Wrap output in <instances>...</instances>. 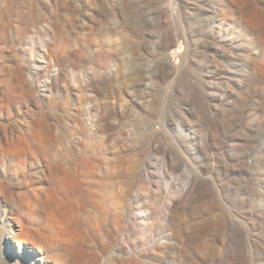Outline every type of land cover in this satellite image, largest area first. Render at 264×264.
I'll return each mask as SVG.
<instances>
[{"label":"rangeland","instance_id":"1","mask_svg":"<svg viewBox=\"0 0 264 264\" xmlns=\"http://www.w3.org/2000/svg\"><path fill=\"white\" fill-rule=\"evenodd\" d=\"M59 1L43 25L36 0H24L31 27L6 22L16 40L67 54L71 74L63 75L77 89L27 102L25 111L40 113L32 138L41 148L21 168L12 161L14 172L45 167L61 190L63 234L46 253L60 264H264V0L127 2L137 7L133 26L109 39L99 36L105 27L68 22L72 0ZM19 11L9 15L21 19ZM177 37L181 58L163 73L158 46ZM95 39L106 44L101 58L87 46ZM50 52L54 67L43 77L60 71ZM22 55L13 51L11 68H26ZM88 67L94 83L101 79L100 111L89 96L96 90L80 87Z\"/></svg>","mask_w":264,"mask_h":264},{"label":"bare ground","instance_id":"2","mask_svg":"<svg viewBox=\"0 0 264 264\" xmlns=\"http://www.w3.org/2000/svg\"><path fill=\"white\" fill-rule=\"evenodd\" d=\"M80 2L81 4H76L72 0L67 21L72 22L78 18L79 27L84 31H91L92 27H98L99 30L105 27V30L99 32V36H106L109 39V37H115L122 33V29L133 26L131 25V16L137 11V7L130 6L127 2L132 5V2L142 1L80 0ZM59 3L58 0H36V4L32 8L35 9L37 16H41L37 21L43 25L45 13L49 12L52 6L56 7L62 4L59 5ZM24 6V0H0V264H60V256L46 253L49 248L59 249L56 248V243L60 240V235L63 234L59 222L55 219V214L60 213L59 206L61 204V190L58 183L53 180L51 174H43L46 171L45 167L40 168L41 174H26L25 171L14 172L12 161L17 168H21L25 165L27 157L36 155L35 151L41 148L32 138L36 135L39 127L37 116L40 113L25 111L27 102L34 103L36 106L44 105L52 102L50 97L55 89L61 100L62 97L69 98V93L71 91L76 93L77 89H70V87L76 86L72 75L69 77L63 75V71L65 73L68 71L71 74V65L67 54L62 52L59 47L51 46V42L48 40L46 44L49 43L50 48H47L45 44L36 48L35 44L33 45V37L18 41L14 38V32L8 31L6 23L8 16L12 18V27L15 30L22 29L25 25L31 27V22L27 17V12L29 14L30 10ZM23 8L21 19H18L16 15H9V9L21 11ZM46 26L50 27L49 31L53 34L49 22L46 23ZM88 35L86 37L91 34ZM179 39L178 37L174 40L167 39V42L158 46L166 59L160 66L161 72L172 73L174 71L177 65L175 60L181 58L179 52L175 50ZM95 41L96 39L87 43V46L98 58H101L105 53L104 40L102 42ZM16 48L17 51H22L26 55L21 57L27 59L25 62L27 69L24 66L15 70L11 68L10 59ZM36 49L39 52H37L38 56H35L36 54L33 52ZM79 49L75 43L70 51L75 52ZM50 51H53L52 54L60 61V71L53 69L50 75L43 77L44 70L54 67ZM88 68L84 72L88 75L86 80H83L81 75L78 76V79L82 80L80 87L83 90L87 89L89 93L92 89L91 92L96 90L95 95L90 93L89 96L94 102V108L100 111V106L103 103L100 97L103 93H100L101 88H98V84L101 83V79L99 78L98 82L94 83L91 80L93 70L91 67ZM187 97L188 100L184 99L195 106L192 96L188 94ZM75 116L74 112L70 115L73 127L76 124ZM201 116L203 117L202 124H205V121L209 122L204 112ZM211 124L210 121L209 126ZM73 135L74 132H72ZM74 178L82 182L80 174L75 175ZM70 183L71 181L65 182L68 186ZM195 185V181L187 184L185 192L191 194L195 190ZM52 225L56 227L54 230L51 229ZM39 251L42 252L39 254ZM15 253H19V256ZM72 255L74 256V254Z\"/></svg>","mask_w":264,"mask_h":264}]
</instances>
